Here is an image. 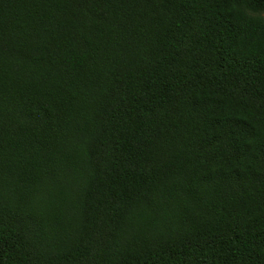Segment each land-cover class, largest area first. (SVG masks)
<instances>
[{
	"label": "trees",
	"instance_id": "1",
	"mask_svg": "<svg viewBox=\"0 0 264 264\" xmlns=\"http://www.w3.org/2000/svg\"><path fill=\"white\" fill-rule=\"evenodd\" d=\"M0 264H264V0H0Z\"/></svg>",
	"mask_w": 264,
	"mask_h": 264
}]
</instances>
